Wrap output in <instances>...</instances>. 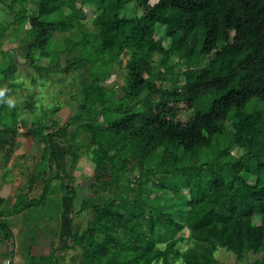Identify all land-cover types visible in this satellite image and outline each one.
<instances>
[{"label": "trees", "instance_id": "trees-1", "mask_svg": "<svg viewBox=\"0 0 264 264\" xmlns=\"http://www.w3.org/2000/svg\"><path fill=\"white\" fill-rule=\"evenodd\" d=\"M0 2L8 10L0 20L4 56L2 42L10 35L19 38L23 28L26 36L19 40L33 37L27 64L50 71L59 59L53 34L63 33L67 59L62 69L80 73L83 92L69 124L78 123L91 137L96 179L108 167L114 182L117 171L135 161L140 194L149 183L174 194L163 205L142 209L140 216L123 205L120 195L92 199L93 218L83 231L68 235L72 245L82 248V264H168L170 255L184 264H217L219 247L235 253L233 264H246L243 258L250 251L262 254L250 264H264V118L259 111L244 110L255 98L264 103V0H83L96 11L91 21L96 30L91 31L77 0ZM132 4L141 13L127 15ZM162 28L163 37H157ZM42 57L50 60L48 67L38 63ZM181 62L186 69L176 71ZM17 65L13 60L0 64V84H20ZM113 65L127 72L119 99L104 85ZM8 101L5 93L3 110ZM189 111L187 119L179 118ZM230 113L233 142L244 155L231 154L227 145L200 163L196 153L226 132ZM9 114L12 121L0 113V134L17 129L16 109ZM69 124L59 132L65 134ZM55 135H47L42 159L55 160L62 171L65 158L57 152ZM245 158L253 161V173ZM154 159L156 166L145 167ZM157 173L162 175L155 178ZM37 187L34 176L12 207L0 210V227L5 228V217L43 203L46 187L40 196H30ZM186 234L191 245L182 251L178 244ZM46 258L25 264H45Z\"/></svg>", "mask_w": 264, "mask_h": 264}, {"label": "rangeland", "instance_id": "rangeland-1", "mask_svg": "<svg viewBox=\"0 0 264 264\" xmlns=\"http://www.w3.org/2000/svg\"><path fill=\"white\" fill-rule=\"evenodd\" d=\"M152 1L156 2L157 0ZM77 6L87 12L88 29L96 30L91 23L96 14L94 4L77 0ZM3 11L7 13L8 10L0 2V20L2 21L6 18ZM69 12L70 9L66 7V13ZM125 13L133 16L141 11L132 4ZM163 33L162 28L158 31L157 37H163ZM24 36H26V32L22 28L18 37ZM19 38L10 35L2 42L1 47L8 52V55L4 56L0 51V64L6 60L17 62L19 69L17 83H20L12 88L7 87L6 83L0 84V113L6 114V116L4 115L6 119L12 121V117L8 113L11 107H14L16 115H18L16 131L0 134V173L4 171V177H12L15 181L20 182L21 186L18 192H26L30 179L36 176L39 187L30 196H40L45 187L47 195L40 205L30 207L9 219L5 217V228L0 227V249H2V245L7 244L5 243L7 241L11 243L12 247L19 243L22 255L28 258L29 263H32L33 257L46 256L45 264H82V248L72 245L68 235L70 231H83L93 218L94 210L89 203L92 199L120 195L125 200L123 205L136 216H140L143 213L142 209L149 211L153 204L163 205L174 194L168 190H160L158 185H152V183L144 186V193L140 194L137 190L140 168L135 161H132L125 170L119 169L114 182H112L114 173L108 167L101 170L102 178L96 179L95 147L91 144V137L79 128L78 123L69 124L71 117L83 100V92L80 73H66L62 69L67 59L66 53L63 52L65 48L63 33L55 32L52 37V49L58 51L59 54L57 66L50 71L43 70L42 72L27 64L26 50L33 41V37H30L29 42L19 40ZM168 42L167 39L164 41L165 44ZM123 59L125 60L126 56ZM206 62L207 59L203 60L201 65ZM38 63L48 67L50 60L42 57ZM155 66L159 68L157 63ZM184 69H186V65L181 62L176 71ZM111 71H113L112 76L104 82V85L119 99L124 95L123 88L126 85L127 72L124 66L119 65H113ZM169 84L167 83V85ZM5 93H9V103L7 102V107L3 110L1 106ZM244 110L247 112L259 111L264 118V103L259 98L249 101ZM191 115L192 112L189 111L181 114L179 118L184 120ZM232 121L233 113H230L225 121L226 132L216 139L211 148H204L196 153L200 163L209 161L227 145H230L229 152L231 154L237 157L244 155V148L233 142ZM67 123L69 125L66 127L65 134L59 132V129ZM38 129H43L41 134L34 135L32 132ZM49 133L56 134L57 152L65 158L62 171H57L55 160L42 159L46 147V137ZM245 159L253 173L255 169L253 161L249 158ZM157 163L158 159H154L145 163V167L148 165L154 167ZM8 172L10 173L8 174ZM161 175V173H157L155 178ZM68 189H74L76 193H69ZM181 191L189 195L186 188H182ZM186 211H188L187 208L183 210V215ZM22 221L25 222L22 223ZM179 235L177 234L176 237ZM187 235L178 244L182 251L191 245ZM67 244L69 246L62 247ZM33 249L35 253L32 251ZM215 257L217 264L236 262L235 253L226 247H219L215 252ZM261 257L262 254L250 251L245 254L243 262L250 264ZM168 264H184V262L182 258L170 255Z\"/></svg>", "mask_w": 264, "mask_h": 264}, {"label": "crops", "instance_id": "crops-1", "mask_svg": "<svg viewBox=\"0 0 264 264\" xmlns=\"http://www.w3.org/2000/svg\"><path fill=\"white\" fill-rule=\"evenodd\" d=\"M9 173L10 172H8V174ZM4 174V171L0 173V199H2L0 200V210L12 207L18 194L23 192H18L21 186L20 182L15 181L12 177H4ZM11 217L12 216H8L6 218L9 219ZM24 222L25 221H22V223ZM5 243L7 244L2 245V249H0V264H5V260L8 258L11 259V264H25L28 262L27 257L22 255L19 243L15 247H12L11 243L8 241ZM32 251L34 252L35 250L33 249Z\"/></svg>", "mask_w": 264, "mask_h": 264}, {"label": "built area", "instance_id": "built-area-1", "mask_svg": "<svg viewBox=\"0 0 264 264\" xmlns=\"http://www.w3.org/2000/svg\"><path fill=\"white\" fill-rule=\"evenodd\" d=\"M5 264H11V259H7V260H5Z\"/></svg>", "mask_w": 264, "mask_h": 264}]
</instances>
